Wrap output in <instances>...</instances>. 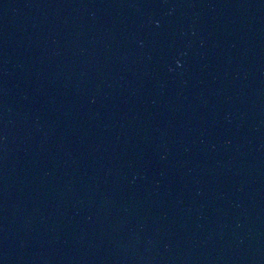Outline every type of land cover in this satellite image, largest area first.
<instances>
[{"label":"water","instance_id":"water-1","mask_svg":"<svg viewBox=\"0 0 264 264\" xmlns=\"http://www.w3.org/2000/svg\"><path fill=\"white\" fill-rule=\"evenodd\" d=\"M0 264H264V0H56L0 89Z\"/></svg>","mask_w":264,"mask_h":264}]
</instances>
